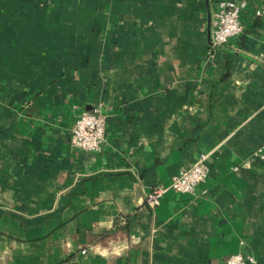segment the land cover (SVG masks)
Wrapping results in <instances>:
<instances>
[{"label": "crops", "instance_id": "1", "mask_svg": "<svg viewBox=\"0 0 264 264\" xmlns=\"http://www.w3.org/2000/svg\"><path fill=\"white\" fill-rule=\"evenodd\" d=\"M218 1L0 0V264H264V0L210 51ZM94 107L101 150L72 147Z\"/></svg>", "mask_w": 264, "mask_h": 264}, {"label": "built area", "instance_id": "2", "mask_svg": "<svg viewBox=\"0 0 264 264\" xmlns=\"http://www.w3.org/2000/svg\"><path fill=\"white\" fill-rule=\"evenodd\" d=\"M249 0H220L212 14V30L209 38V50L223 46L229 38L243 32L240 22V12ZM106 117L99 107L80 114L70 133L72 147L88 151L99 152L105 135ZM253 156L264 160V143L254 152ZM208 153H201L193 164L182 168L171 177L167 186H156L145 195V203L154 208L161 202V198L169 189L178 193H192L197 186L205 183L209 167ZM255 258L242 252L227 256L225 264H254ZM64 264V263H63Z\"/></svg>", "mask_w": 264, "mask_h": 264}]
</instances>
